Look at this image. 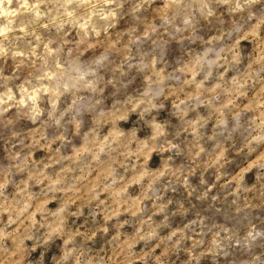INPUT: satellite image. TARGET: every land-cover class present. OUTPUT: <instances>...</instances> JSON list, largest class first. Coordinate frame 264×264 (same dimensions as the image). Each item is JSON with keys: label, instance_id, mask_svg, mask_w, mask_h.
Returning <instances> with one entry per match:
<instances>
[{"label": "clouds", "instance_id": "9594fccd", "mask_svg": "<svg viewBox=\"0 0 264 264\" xmlns=\"http://www.w3.org/2000/svg\"><path fill=\"white\" fill-rule=\"evenodd\" d=\"M0 264H264V0H0Z\"/></svg>", "mask_w": 264, "mask_h": 264}]
</instances>
